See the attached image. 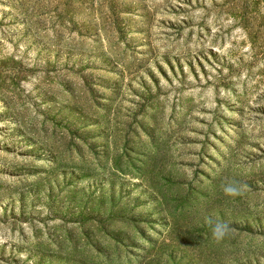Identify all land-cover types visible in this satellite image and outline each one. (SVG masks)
I'll use <instances>...</instances> for the list:
<instances>
[{"label": "rangeland", "instance_id": "1", "mask_svg": "<svg viewBox=\"0 0 264 264\" xmlns=\"http://www.w3.org/2000/svg\"><path fill=\"white\" fill-rule=\"evenodd\" d=\"M0 264H264V0H0Z\"/></svg>", "mask_w": 264, "mask_h": 264}, {"label": "clouds", "instance_id": "2", "mask_svg": "<svg viewBox=\"0 0 264 264\" xmlns=\"http://www.w3.org/2000/svg\"><path fill=\"white\" fill-rule=\"evenodd\" d=\"M222 189L225 195L237 197L242 194L243 186L238 181H229L222 185ZM207 222L211 226L212 237L216 242L223 241L232 231L230 224L226 221H214L209 218Z\"/></svg>", "mask_w": 264, "mask_h": 264}]
</instances>
